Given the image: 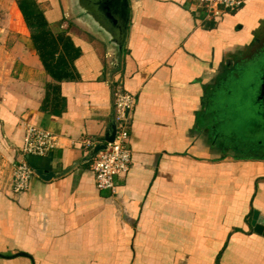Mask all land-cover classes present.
I'll use <instances>...</instances> for the list:
<instances>
[{
    "label": "crops",
    "instance_id": "0c3cea01",
    "mask_svg": "<svg viewBox=\"0 0 264 264\" xmlns=\"http://www.w3.org/2000/svg\"><path fill=\"white\" fill-rule=\"evenodd\" d=\"M35 1L65 75L47 72L17 0H0V264H264L250 224L264 220V156L236 154L208 122L249 81L264 0L215 21L189 0H128L122 48L71 0ZM117 82L137 98L132 163L100 191L81 145L115 123ZM26 124L57 147L23 155ZM20 161L53 177L14 194Z\"/></svg>",
    "mask_w": 264,
    "mask_h": 264
},
{
    "label": "built area",
    "instance_id": "2783aa9c",
    "mask_svg": "<svg viewBox=\"0 0 264 264\" xmlns=\"http://www.w3.org/2000/svg\"><path fill=\"white\" fill-rule=\"evenodd\" d=\"M206 9L207 20L215 21L224 14L240 10L247 0H189ZM114 110L117 134L107 149L100 151L91 162L95 174L96 187L100 191L115 192L117 178H124L130 171L132 150L130 146L132 118L137 104L134 94L127 91L123 82H117L114 90ZM97 140H84L81 147L90 151ZM57 137L50 131L33 124H26L23 155L46 156L57 147ZM36 171L27 162L20 161L13 165L12 190L21 194L28 190Z\"/></svg>",
    "mask_w": 264,
    "mask_h": 264
},
{
    "label": "water",
    "instance_id": "95a60500",
    "mask_svg": "<svg viewBox=\"0 0 264 264\" xmlns=\"http://www.w3.org/2000/svg\"><path fill=\"white\" fill-rule=\"evenodd\" d=\"M73 2L85 18L89 19L96 27L104 29L110 36L113 34L116 39L112 43L122 48L129 20L128 0H73ZM260 81L259 98L264 106V73L260 76ZM116 134L117 126L116 123H113L103 141L95 144L79 163H91L100 151L107 149L108 143L115 141ZM36 175L44 180H50L53 177L52 173L42 170H36ZM250 224L254 233L264 236V220L255 216ZM19 256L26 255L21 253Z\"/></svg>",
    "mask_w": 264,
    "mask_h": 264
},
{
    "label": "rangeland",
    "instance_id": "374dc122",
    "mask_svg": "<svg viewBox=\"0 0 264 264\" xmlns=\"http://www.w3.org/2000/svg\"><path fill=\"white\" fill-rule=\"evenodd\" d=\"M65 1L66 0H59ZM73 2V0H71ZM264 31V26L262 27ZM261 30V31H262ZM80 31H83L80 29ZM257 47V46H256ZM251 82L243 81L236 86L237 90L231 94H221V98L229 99L230 103L227 106H221L219 110L220 114H216L215 117L208 120L209 123L215 127L218 126L220 132L225 139L229 142H233V139L240 143V147L235 150L236 146L231 145L233 150L237 151L238 155H258L264 156V136L263 133L258 131V127L263 122L259 115H256V106L249 105L248 99H246L247 88ZM260 85V84H259ZM259 95V93H258ZM220 96L219 94L217 97ZM257 96V93L256 95ZM247 104H246V103ZM239 103V104H238ZM263 142V144L261 143Z\"/></svg>",
    "mask_w": 264,
    "mask_h": 264
},
{
    "label": "trees",
    "instance_id": "16d2710c",
    "mask_svg": "<svg viewBox=\"0 0 264 264\" xmlns=\"http://www.w3.org/2000/svg\"><path fill=\"white\" fill-rule=\"evenodd\" d=\"M18 6L31 31L37 51L48 73L53 77H63L65 74L54 72V56L59 49L55 37L46 22L44 13L35 0H17ZM65 40L64 37L61 38Z\"/></svg>",
    "mask_w": 264,
    "mask_h": 264
},
{
    "label": "flooded vegetation",
    "instance_id": "af4514ba",
    "mask_svg": "<svg viewBox=\"0 0 264 264\" xmlns=\"http://www.w3.org/2000/svg\"><path fill=\"white\" fill-rule=\"evenodd\" d=\"M248 63L250 64L249 67L246 68V72L244 73V76H246L247 80H249L250 85L247 88V94H246V99H248V103H250L249 105H254L256 106V115H259L263 122L261 123V126H259L257 129L258 131L263 133L264 136V106L262 103V100L259 98V82L256 80H253V75L254 73H256V71L259 70V72L264 68V42H261V44L259 45V50L256 52V54H254L250 60L248 61ZM246 63V64H248ZM259 72H257V74H259ZM257 76V75H256ZM258 78V76H257ZM237 90V88H234L232 90H229V94H233L235 91ZM257 93V96H255ZM246 103V102H245ZM247 104V103H246ZM221 138L222 141H224V145H229L230 147H234L231 145H235L236 148L235 150H237L238 147H240L241 145H239L240 143H237L234 139L233 142H229L227 141L228 138H224L223 136H217V139ZM264 138V137H263ZM261 143V142H260ZM263 144V142L261 143Z\"/></svg>",
    "mask_w": 264,
    "mask_h": 264
}]
</instances>
